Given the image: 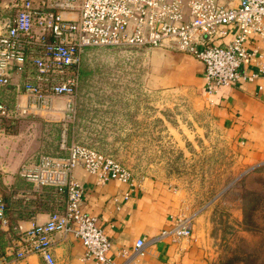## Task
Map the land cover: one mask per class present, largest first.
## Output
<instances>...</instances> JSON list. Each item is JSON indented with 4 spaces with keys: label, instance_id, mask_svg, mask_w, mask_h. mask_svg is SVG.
I'll list each match as a JSON object with an SVG mask.
<instances>
[{
    "label": "built area",
    "instance_id": "2783aa9c",
    "mask_svg": "<svg viewBox=\"0 0 264 264\" xmlns=\"http://www.w3.org/2000/svg\"><path fill=\"white\" fill-rule=\"evenodd\" d=\"M229 24L237 26L236 35L217 42L227 34ZM250 37H256L252 47L247 45ZM158 45L200 59L208 93L255 79H260L258 89L264 92V0H239L237 5L219 0H0V94L9 88L15 93L12 108L6 99L0 100V116L10 111L14 115L53 112L60 98L64 109L75 113L88 47ZM68 149L66 155L41 154L19 169L36 186H55L65 196V204L22 232L14 244L16 256L23 260L38 253L45 264H60L53 242L62 232L81 239L84 261L116 264L108 255L113 240L99 216L82 207L84 183L75 168L84 166L98 183L111 179L128 183L125 197L138 181L132 169L110 153L76 141ZM194 219V214L178 215L159 238L178 241L191 236ZM0 224H7L2 196ZM144 244L143 238L137 240L136 254H144ZM7 262L0 252V264Z\"/></svg>",
    "mask_w": 264,
    "mask_h": 264
},
{
    "label": "rangeland",
    "instance_id": "374dc122",
    "mask_svg": "<svg viewBox=\"0 0 264 264\" xmlns=\"http://www.w3.org/2000/svg\"><path fill=\"white\" fill-rule=\"evenodd\" d=\"M155 54L150 46L88 47L75 113L60 98L53 112L0 116V186L2 165L16 173L40 154L66 155L72 142L84 143L112 154L138 179L166 178L179 187L209 218L213 264H264V163L241 164L196 86L158 82ZM4 97L12 108L13 89Z\"/></svg>",
    "mask_w": 264,
    "mask_h": 264
},
{
    "label": "crops",
    "instance_id": "0c3cea01",
    "mask_svg": "<svg viewBox=\"0 0 264 264\" xmlns=\"http://www.w3.org/2000/svg\"><path fill=\"white\" fill-rule=\"evenodd\" d=\"M219 2L237 5L239 0ZM225 28L227 34L217 42L232 40L238 31L235 24ZM255 43L256 37H250L247 45L252 47ZM150 47L157 54L152 60L155 79L165 86H196L212 119L230 138L241 164L253 167L264 163V92L258 89L260 79L223 86L211 94L206 91L205 66L200 59L166 46ZM8 170L2 165L0 196L7 203L9 222L0 224V252L6 255L7 264H45L38 253H31L23 260L17 258L14 244L32 224L48 219L52 200L42 194L41 186L19 172ZM75 175L84 183L83 209L99 216L113 240L108 255L116 264H213L215 254L209 218L203 212L194 211L181 189L170 180L136 177L138 185L125 197L130 188L126 182L111 179L98 183L82 165L75 168ZM26 181L31 187L24 186ZM181 214L195 215L191 236L178 241L169 236L159 238L161 231L169 228ZM139 238L145 241L144 254L135 253ZM124 248L127 253L122 251ZM53 250L60 264H95L93 260H83L84 245L72 233H56Z\"/></svg>",
    "mask_w": 264,
    "mask_h": 264
},
{
    "label": "trees",
    "instance_id": "16d2710c",
    "mask_svg": "<svg viewBox=\"0 0 264 264\" xmlns=\"http://www.w3.org/2000/svg\"><path fill=\"white\" fill-rule=\"evenodd\" d=\"M5 93L0 94V100L1 99L2 100L7 99L6 97H4ZM24 186L31 187V183L26 181ZM41 187H42V194L46 198H50L52 200V204H51L52 211H54V210H62L64 208V204H65V196L62 193H60L57 190V188L55 186H53V185H44V186H41ZM245 196H246V194H244L242 196L243 197V201H245V199H246ZM2 198H3V196H2ZM3 200H4V198H3ZM4 202L6 204V210H7V203H6L5 200H4ZM244 207H246V204H244ZM6 217H7V223H8L9 222V218H8L7 214H6ZM245 220H246V218H245Z\"/></svg>",
    "mask_w": 264,
    "mask_h": 264
}]
</instances>
